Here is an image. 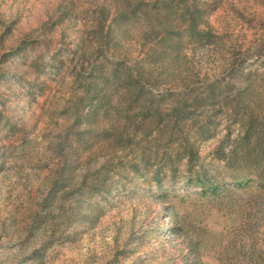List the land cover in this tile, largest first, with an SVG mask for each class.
<instances>
[{"label": "rangeland", "instance_id": "rangeland-1", "mask_svg": "<svg viewBox=\"0 0 264 264\" xmlns=\"http://www.w3.org/2000/svg\"><path fill=\"white\" fill-rule=\"evenodd\" d=\"M246 74H264V0H0V264H264V185L214 159L232 114L195 105L182 130L215 191L185 161L166 173L176 147L152 130L213 83L233 101Z\"/></svg>", "mask_w": 264, "mask_h": 264}, {"label": "trees", "instance_id": "trees-1", "mask_svg": "<svg viewBox=\"0 0 264 264\" xmlns=\"http://www.w3.org/2000/svg\"><path fill=\"white\" fill-rule=\"evenodd\" d=\"M188 35L189 38L196 42L208 43L210 41L209 35L196 31L195 27L190 29ZM162 40H165V35L162 36ZM130 78L119 70H114L112 74V80L114 82L112 83L114 86L117 83H123V88L128 93H134L136 98L132 102L136 103L141 98L148 96V94H144L145 89L138 83H135V81L129 80ZM243 78L244 85L241 89L242 91L237 95L238 98H234L233 101H229L224 96L228 90V86L213 83L207 86V88H204L205 94L202 98H195L193 100L192 106H187L185 102L177 103V106L168 112L167 117L158 122L157 126L153 127L152 130L156 132L155 137L167 138L170 141L169 144L175 145L176 147L173 150L174 156L166 157L165 155L167 154L164 155L166 163L164 171L166 173L174 176L176 163L185 161L184 167L189 173H193L191 178L200 190L206 192L215 191L218 188L217 183H210L205 173L193 172L196 153L193 150V146L188 143L187 137L182 134L184 125L191 122V115L197 109L194 106L203 103L225 107L224 109L229 111L233 116L232 126L237 125L239 127V133L233 139H230L229 135H227L226 139L219 144L214 152V159L221 163L223 170L227 172L225 177L233 179L237 175L240 177L253 175L257 180V184H260V186L264 185V118L258 120L252 113L254 104L258 100L260 101L259 94L254 87L264 85V74L256 79H252L247 74ZM168 96L173 97L175 95L172 93ZM162 102L163 100H159L152 103L151 106L158 108ZM156 112L152 107L147 108L146 111L139 115V124L153 121L155 115L159 116ZM210 125V121L196 123L191 128L193 137L197 141H208L212 139L214 135L211 134L212 129ZM236 186L239 187L241 184Z\"/></svg>", "mask_w": 264, "mask_h": 264}]
</instances>
